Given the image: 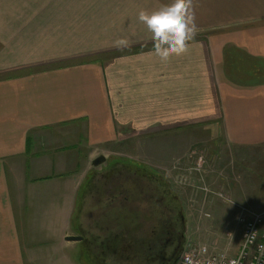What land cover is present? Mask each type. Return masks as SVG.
Segmentation results:
<instances>
[{"label": "crops", "instance_id": "1", "mask_svg": "<svg viewBox=\"0 0 264 264\" xmlns=\"http://www.w3.org/2000/svg\"><path fill=\"white\" fill-rule=\"evenodd\" d=\"M171 2L0 0V264H116L126 167L183 203L214 197L180 177L264 212V0H192L194 39L162 62L138 14ZM88 194L93 237L68 241Z\"/></svg>", "mask_w": 264, "mask_h": 264}, {"label": "rangeland", "instance_id": "2", "mask_svg": "<svg viewBox=\"0 0 264 264\" xmlns=\"http://www.w3.org/2000/svg\"><path fill=\"white\" fill-rule=\"evenodd\" d=\"M196 138H201L200 136L196 137ZM202 139H206V137H202ZM83 151H81V154H83L84 156L86 155L87 151L82 149ZM112 158V156L110 157V159ZM104 165V164H103ZM93 167H90L89 169L92 168V171L94 170H101L102 165H92ZM203 164H198L196 165V167L194 168V173L198 174L199 177H201L202 174H204L203 171ZM135 176H139L138 178H140V175H136V174H132L130 175V177H135ZM97 178V177H96ZM131 178V179H132ZM188 178L186 177H180V182L182 183L183 186H188L191 187L192 189L195 190H199L201 192H205V196L206 197H210L212 199V202L209 203L207 206H203V201L202 200H198L197 202H190V200H185L184 203L180 198V204L182 206V210H183V215H184V219H185V234L187 236L186 238V244L188 243H197V244H202V245H206L209 247V252L210 253H220L222 251H226L228 250V253L230 254H235L236 250H237V246L238 244L241 242V236L238 235V230L240 229L239 223H238V217L241 213V207H246L249 209H253L250 206H246V205H240V204H245V201H235L234 199H229L226 192H223V196L221 195H213L211 192L213 191L211 189V187L205 186L203 184L198 185H194L193 186V182L194 181H189L187 180ZM136 180V177L133 179ZM196 181V179H194ZM168 181V180H167ZM169 185L170 182L168 181ZM87 185L85 184L83 187V190L81 192V195H83V193H85V190L87 189ZM147 185V186H146ZM139 186V187H138ZM135 186V184H131V191L129 192L130 194V205L134 206L135 203H138L140 205V207H143L144 209H147L146 213H151L152 209H157L156 213H158L157 215L153 216V215H148L149 217L152 218H147L148 220L144 221V223L146 222V231L151 230V227H153L152 223L156 222V218H158V215H160V213L163 212L165 213H169V207H173L171 206V203L169 201V199L167 198V192H165V190L163 189V187L161 188L159 185H150L147 183V180L145 178L141 179V181L139 180V185ZM261 188L258 187V189ZM153 190L152 195H154V197H149V193L151 192V190ZM156 189V190H155ZM166 189V188H165ZM210 191V192H209ZM141 193H146V196L148 199H144L145 202L141 203L139 202V200L143 199L144 194ZM143 195V196H141ZM88 197H86L85 201L83 202V208H84V222L85 224L88 226L86 228L85 231H83V235L86 238L91 239V237H93L92 235L94 233H92L90 231V225L91 222L93 221V217L90 215L91 213V209L93 206L94 202L91 198L90 195H87ZM251 194H249L248 198H250ZM127 197V195H126ZM141 197V198H140ZM215 198L216 200L220 201L221 203L223 202L224 205L227 202H233L234 204H232L231 206L235 208L234 211H232L231 213H228V211L226 209H224V207H220L218 206V204H215ZM223 199V200H222ZM214 201V202H213ZM238 202H240L239 204H237ZM222 203V204H223ZM262 203H264V199L262 200ZM179 204L178 202H174V208L175 212L172 210L171 213L174 215L175 213L177 214L178 211L176 210L175 206ZM220 204V205H222ZM136 205V204H135ZM186 205V206H185ZM234 205V206H233ZM168 206V207H167ZM256 210V209H254ZM117 211V210H116ZM169 215V214H168ZM178 216L180 215V213L177 214ZM118 218V217H117ZM116 218V219H117ZM120 219V216H119ZM118 219V220H119ZM153 219V220H152ZM73 221H75V217L73 218ZM121 222L122 218H121ZM206 222L208 223H214V227L212 229H207L206 227ZM228 222V224H226ZM75 223V222H73ZM93 223V222H92ZM73 225V224H72ZM121 225L118 224L116 226V228H118V226ZM74 228L75 224L73 225ZM118 230V229H117ZM226 230H228L226 232ZM115 232H112V234H115ZM236 233V236H234V238H231L234 234ZM105 234V233H102ZM133 239V238H132ZM231 243V244H230ZM228 244H230V248H228ZM75 258V257H73ZM137 263H141L143 264V260L140 258L138 259Z\"/></svg>", "mask_w": 264, "mask_h": 264}, {"label": "flooded vegetation", "instance_id": "3", "mask_svg": "<svg viewBox=\"0 0 264 264\" xmlns=\"http://www.w3.org/2000/svg\"><path fill=\"white\" fill-rule=\"evenodd\" d=\"M126 170L130 175H140V178L135 176L136 180H133L135 177H131V182L135 186H138L139 180L141 181L143 178L147 180L149 186L152 184L159 185L157 176L142 173L139 167H126ZM153 190L148 194L149 197H154L152 195ZM148 195L145 193L142 196L146 200ZM167 198L173 207L168 208L169 213H164L162 210V213L156 218V222L152 223L153 227L150 226L151 230H145L147 227L146 222L135 226L128 222L119 225L118 230L114 234V246L109 249L114 260H116V264H141L137 263L140 258L143 260V264H171L172 259L178 255L184 247L187 238L185 234V219L183 215H177L179 213L177 206L175 208L178 213L174 215L171 213L172 211L170 210L174 208V202L169 197ZM156 211L157 209H152L149 214L155 216L158 214ZM173 211L175 212V209Z\"/></svg>", "mask_w": 264, "mask_h": 264}, {"label": "clouds", "instance_id": "4", "mask_svg": "<svg viewBox=\"0 0 264 264\" xmlns=\"http://www.w3.org/2000/svg\"><path fill=\"white\" fill-rule=\"evenodd\" d=\"M138 19L151 32L153 51L162 62L172 56H182L188 51L189 41L194 39L196 28L192 12V0H172L170 4L158 10H141ZM126 39L115 41L116 47H127ZM185 264H197L191 256L185 258Z\"/></svg>", "mask_w": 264, "mask_h": 264}, {"label": "built area", "instance_id": "5", "mask_svg": "<svg viewBox=\"0 0 264 264\" xmlns=\"http://www.w3.org/2000/svg\"><path fill=\"white\" fill-rule=\"evenodd\" d=\"M238 223L242 241L237 254L231 255L228 250L210 253L206 245L188 243L176 264H185L188 256L197 264H264V212L241 207Z\"/></svg>", "mask_w": 264, "mask_h": 264}, {"label": "trees", "instance_id": "6", "mask_svg": "<svg viewBox=\"0 0 264 264\" xmlns=\"http://www.w3.org/2000/svg\"><path fill=\"white\" fill-rule=\"evenodd\" d=\"M112 159H118V157H112ZM143 169H148L147 166H143L141 167ZM150 171V169H148ZM152 174H155L158 178V183L160 185V187L165 190V192H167V196L173 201V202H178L179 204H177V209L179 210V213L180 215H183V208L180 204V197L179 195L177 194L176 191H174L171 186L169 185L168 181L166 180V178H164L163 176L157 174V173H154L152 172ZM166 188V189H165ZM142 196V195H141ZM141 198V197H140ZM131 202V201H130ZM139 202L143 203L145 202L144 198L142 200H139ZM136 204V205H135ZM134 206H129V207H125L123 209H118L117 211H114L115 212V217L117 216V222L116 223H131L132 226H135V225H141L143 224V222L146 220H148L147 218H149V213H146L147 209H144L143 207H140V205L138 203H135ZM119 216H120V219H119ZM184 216V215H183ZM121 218H122V221L121 222ZM119 219V220H118ZM109 236V235H108ZM107 236V237H108ZM89 239V238H88ZM113 240L114 237H113ZM173 261V259H172ZM171 261V262H172Z\"/></svg>", "mask_w": 264, "mask_h": 264}, {"label": "water", "instance_id": "7", "mask_svg": "<svg viewBox=\"0 0 264 264\" xmlns=\"http://www.w3.org/2000/svg\"><path fill=\"white\" fill-rule=\"evenodd\" d=\"M105 161H108V158L104 155L97 157L93 164L94 165H98L100 163H103ZM68 241H82L85 239L83 234L80 235H70L66 237ZM185 248L183 247L180 252L178 253V255L173 259V261L171 262V264H176V262L178 261V259L182 256V254L184 253Z\"/></svg>", "mask_w": 264, "mask_h": 264}]
</instances>
